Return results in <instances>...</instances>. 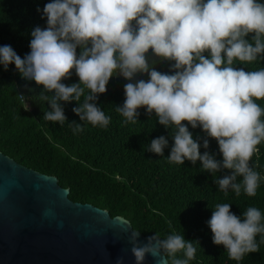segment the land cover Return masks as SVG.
<instances>
[{"label":"clouds","instance_id":"clouds-1","mask_svg":"<svg viewBox=\"0 0 264 264\" xmlns=\"http://www.w3.org/2000/svg\"><path fill=\"white\" fill-rule=\"evenodd\" d=\"M46 27L31 31L30 52L22 58L10 45L0 46V64H14L21 77L42 86L39 94L50 105L44 120H67L62 102H78L72 111L81 122L107 127L111 117L97 106L113 77L128 81L125 101L116 111L124 123L135 124L141 108L170 132L174 141L170 163L185 160L212 175L219 190L254 197L261 175L250 165L264 142V68L236 67L264 56V2L261 0H50L42 10ZM251 37L248 39V37ZM79 49V52H78ZM149 53L152 54L151 58ZM171 63L170 72L156 65ZM79 83L62 81L73 75ZM116 73V75H114ZM145 74L148 79H136ZM83 97V100H82ZM187 122V123H185ZM74 132L83 126L71 122ZM201 128L215 139L223 159L207 151L189 130ZM166 137L152 139L148 151L163 157ZM201 147L205 151L201 152ZM242 178V179H238ZM229 203H218L207 222L213 243L222 245L231 260L259 251L257 235L264 234V215L249 206L243 217ZM195 242V243H194ZM135 264L151 256L156 264H189L199 241L173 232L140 240L130 234ZM261 243H264L262 235ZM185 258L179 259L177 253ZM117 264H124L123 257Z\"/></svg>","mask_w":264,"mask_h":264},{"label":"trees","instance_id":"trees-1","mask_svg":"<svg viewBox=\"0 0 264 264\" xmlns=\"http://www.w3.org/2000/svg\"><path fill=\"white\" fill-rule=\"evenodd\" d=\"M48 2L0 0V46L10 45L22 58L29 53L31 31L36 26L46 27L42 10ZM149 56L155 59L151 53ZM171 63H158L156 68L170 72ZM236 63L246 71L259 70L264 68V56L252 63ZM136 79L147 80L148 76L140 74ZM62 82L71 85L79 83V78L73 71L71 79ZM127 82L113 77L107 93L99 96L97 106L111 117L107 127L81 122L72 111L79 106L74 100L62 102L68 121L60 124L43 119L44 112L51 110L39 96L43 87L23 79L14 64L7 70L0 64V150L27 167L57 176L60 185L70 188L72 200L92 203L112 216L122 215L145 235L158 233L166 238L175 232L186 240L199 241L189 264H264V234L256 238L259 251L237 262L228 257L222 245L213 243L207 223L218 203L232 204V212L240 217L249 206L257 207L264 215V142L250 161L261 175L256 195L250 197L242 190L237 196L231 189L225 193L215 179L230 174V170L212 175L201 168L199 161L195 166L188 160L183 165L168 161L174 144L172 129L160 125L155 114L149 117L141 108L135 124L124 123L116 107L125 101ZM257 102L264 107V101ZM73 121L80 123L83 131L74 132ZM189 130L201 145V138L209 139L207 151L223 159L215 139L206 137L201 128L189 125ZM160 136L169 141L163 157L148 151L151 140ZM176 258L184 259V253H177Z\"/></svg>","mask_w":264,"mask_h":264},{"label":"water","instance_id":"water-1","mask_svg":"<svg viewBox=\"0 0 264 264\" xmlns=\"http://www.w3.org/2000/svg\"><path fill=\"white\" fill-rule=\"evenodd\" d=\"M55 175L0 150V264H135L131 221L74 201ZM145 264H156L148 256ZM170 264V262H169Z\"/></svg>","mask_w":264,"mask_h":264}]
</instances>
